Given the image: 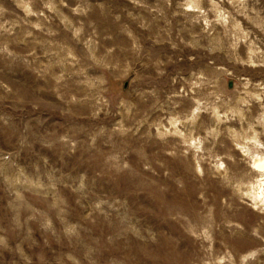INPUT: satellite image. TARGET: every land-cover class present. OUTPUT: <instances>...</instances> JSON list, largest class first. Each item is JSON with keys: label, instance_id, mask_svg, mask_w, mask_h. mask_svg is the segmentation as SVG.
I'll use <instances>...</instances> for the list:
<instances>
[{"label": "rangeland", "instance_id": "obj_1", "mask_svg": "<svg viewBox=\"0 0 264 264\" xmlns=\"http://www.w3.org/2000/svg\"><path fill=\"white\" fill-rule=\"evenodd\" d=\"M0 264H264V0H0Z\"/></svg>", "mask_w": 264, "mask_h": 264}, {"label": "water", "instance_id": "obj_2", "mask_svg": "<svg viewBox=\"0 0 264 264\" xmlns=\"http://www.w3.org/2000/svg\"><path fill=\"white\" fill-rule=\"evenodd\" d=\"M229 87H231V83H230V86Z\"/></svg>", "mask_w": 264, "mask_h": 264}]
</instances>
